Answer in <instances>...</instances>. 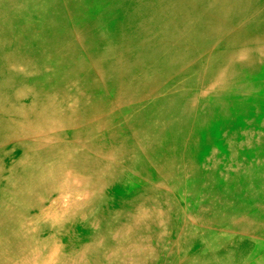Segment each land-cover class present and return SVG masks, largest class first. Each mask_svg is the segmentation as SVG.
Listing matches in <instances>:
<instances>
[{
	"label": "rangeland",
	"instance_id": "rangeland-1",
	"mask_svg": "<svg viewBox=\"0 0 264 264\" xmlns=\"http://www.w3.org/2000/svg\"><path fill=\"white\" fill-rule=\"evenodd\" d=\"M4 3L0 5V14L3 13L1 18L4 17L0 19V50L16 51L20 54L18 58L30 55L35 65H39L36 59L41 58L46 62L45 70L52 75L47 81L39 80L37 76L40 73L37 72L36 67L28 70L26 77L19 81L0 75V101L7 93L15 90L24 91L21 99L27 102V106H35L38 109L47 104L53 95L61 100L66 93L67 96L71 94L78 98L75 114L80 117H84L91 108L102 110L98 115L99 119L107 117L113 124V130L110 131L119 138L123 137L124 154L132 156L135 155L134 152H137L136 160H142L146 164H154L157 160L155 168L148 169L150 172L144 174L147 184L160 182L167 190V197L172 201V214H182L186 217L188 226L191 227L188 233L187 228H179L182 225L178 224L179 233H174L171 240L172 244L176 243L175 247L178 250L183 249L188 255H195L206 246L213 248V252L216 251L221 257L219 259L213 253L215 261L229 259L230 256L227 255L233 252L236 258L232 264H264L262 263L264 262V233L262 237L250 238L236 228V235L232 236L230 231L234 229L227 230L220 222H225L236 214H227L224 211L220 214L213 210L215 207L223 210L228 203H232L236 210L242 208L238 220L254 217L264 225V219L257 216L259 206L264 207L262 183L264 174H260V171H264V55L261 56L260 52V49L264 47V33L260 30L264 26V0H256L252 7H244L241 12L244 15L242 14L243 16L239 19L234 18L236 21L231 20L230 27L225 25L227 22L218 27L212 41L207 43V38L196 40L194 44H191L192 47L181 49L182 53H177L178 60L164 65L160 63L159 54L138 57L139 51L136 46L143 44L142 39L149 40L154 46L156 40L161 38V30L174 22L180 30L177 37L182 38L180 39L182 41L186 40L183 34L186 28L180 24L183 20H179L178 14L173 20L166 16L164 18L160 16V19H157L155 14L152 15L153 6H146L145 0H6ZM170 3V0H166L164 5L169 6ZM223 3L226 6V0ZM21 4L22 8L26 5L30 13L17 17L10 8L19 9ZM141 4L145 6L140 8V11L129 13L127 10V7ZM180 11L182 9L177 10V12ZM148 15H152L151 18ZM252 23H257L252 25L255 28L244 30L245 32L241 33L242 36L234 38L231 41L232 44L224 47L225 43L229 42L225 40L229 35L237 34L243 26ZM135 27L139 28L134 32L140 33L138 40L133 43V49L125 43H118L119 39L125 42L126 33ZM258 46H260L259 50ZM237 48L244 51L250 60L242 66L240 64L231 71L227 70L223 73V80L221 79L219 84L222 86L218 87L225 90L221 97L226 95V98H229L228 114L210 119L208 113L205 114L208 111L207 100L198 97L196 98L198 108L190 115L189 123L191 124L192 120L201 114L198 113L200 108H206V112L204 111L201 115L202 119H208L201 128L193 132L195 126L193 123L187 127L180 125L164 130L165 122L162 123L156 111L160 107L167 113L180 110L181 105L185 106L183 101L187 102V99H191L198 90L193 81L201 83L202 80L214 74L216 71L209 70L211 67L224 68L228 63L223 62L229 56L226 58L224 56L225 52H228L226 49H230L229 53L234 55L233 52ZM53 49L62 53L59 57L57 53L58 60L64 63L62 67L57 65L59 61L48 56ZM211 53L216 57L214 58ZM41 54L44 56L41 57ZM201 61L204 63L197 68V64ZM170 70H175V74ZM193 72L197 75L188 80L185 79V82L179 85L182 75L184 77ZM171 89H174V92H171ZM166 90L168 93H165ZM177 94L184 97L178 100L170 97ZM206 96L209 97L210 94ZM86 102L89 104L86 105ZM153 103L155 108L151 109ZM70 104H73V101L70 100ZM218 108V106L212 107L210 111L218 110ZM71 114L69 112L64 118L69 119L72 117ZM84 123V121L78 122L72 129L81 130L86 126ZM146 130L151 136H143ZM177 133L184 134V137L176 140ZM70 135L67 132L63 138H72ZM151 140L156 142L150 143ZM83 151L86 152L87 160L91 162L106 158L99 150L98 152L94 149L89 152L85 149ZM18 154L19 151L14 149L2 162L9 165L11 161L19 159ZM128 157L126 156L122 161L125 167L129 164ZM156 167L163 168L157 175H155L158 169ZM138 179V177H128L112 189V183L109 182L102 195L111 199L132 196ZM252 182L256 184L257 189L254 190L259 193L251 196L249 190ZM201 201L202 204H200ZM190 204L195 206L192 208ZM227 209L230 211V208ZM212 211V219L215 221L210 222L212 224L210 229L215 228L216 232L220 233L218 244H210L213 243V237L203 238L201 235L203 232H201L199 221L200 215L207 216ZM67 229L68 232L79 231L74 225L68 226ZM167 229L171 232L174 225L169 224ZM53 234V231L44 232L40 235L42 237L40 239L49 235L53 242L57 240L58 246L66 242ZM182 237L184 238L180 241ZM223 262L229 264V262Z\"/></svg>",
	"mask_w": 264,
	"mask_h": 264
},
{
	"label": "bare ground",
	"instance_id": "bare-ground-1",
	"mask_svg": "<svg viewBox=\"0 0 264 264\" xmlns=\"http://www.w3.org/2000/svg\"><path fill=\"white\" fill-rule=\"evenodd\" d=\"M5 1L0 0V5ZM170 1V5L166 6L164 5L166 0H145V5L153 6L152 15L155 14L157 19H160V16L162 18L166 16L173 20L178 14L179 20H183L180 24L186 28L183 31L186 40L183 39L182 41L180 40L182 38L177 37L180 30L174 22L161 30V38L156 40L154 46L149 40L143 41L142 39L143 44L136 46L139 51L138 57L148 56L147 54L151 56L159 54L161 64H170L173 60H178L179 54L177 53L183 51L181 49L192 47L191 44H194V41H200L202 38H207V43L212 41L218 27L220 28L226 22L225 25L228 27L232 21L241 18L244 15L241 13L243 8L251 6L256 0H226V6L223 3L224 0ZM145 5L130 6L127 7V10L129 13L140 11V8ZM218 8L221 9L218 11ZM181 9L182 11L177 12ZM254 9L256 11V8ZM10 10L17 17L30 13L26 5L22 8V4L19 5V9L11 7ZM2 14H0V19L4 18H1ZM151 16L149 17L151 18ZM253 24L257 23L243 26L237 34L229 35L228 39H225L229 42H226L224 47L232 44L231 41L240 37L244 30L255 28L252 26ZM138 28L135 27V29L128 31L125 36L127 39H124L125 42L119 39L118 43H125L130 49H133V43L138 40L140 33L134 31ZM260 30L264 33V26ZM166 40L171 42L167 43ZM6 46L8 47V45ZM259 49L260 46H258ZM226 51L228 52H225V58L229 56L223 63L228 64H225L226 66L221 69L211 67L209 70L216 72L202 80L201 83L194 80L198 90L191 99H187L188 103L183 101L185 106L181 105L180 110H176L175 113H167L161 107L156 111L162 123L165 122L164 130L180 125L187 127L193 123L195 124L193 132L201 128L208 119H202L206 108H200L198 113L202 115H197L192 120L193 122L189 123L190 115L195 113L198 108L196 104L198 97L207 100L208 111H205V114L208 113L210 119L228 114L230 101L226 95L221 97L225 90L220 89L222 85L219 86L221 79L223 80V73L227 70L231 71L240 64L242 66L250 59L240 48L234 50V55L229 53L230 49H226ZM51 52L48 56L59 61L57 53L58 57L62 53H59L57 49H53ZM260 52L263 56L264 47L260 49ZM64 54L67 55L66 52ZM19 55L10 49L0 50V75L19 81L26 77V73H29L28 70L36 67L37 72L40 73L37 79L47 81L51 77V72L45 70L46 62L41 58L36 59L39 65H35L32 56L27 55L21 59L18 58ZM43 56L44 54H41V57ZM20 61L21 63H19ZM202 63L204 62L201 61L200 64H197V68ZM63 64L59 61L57 65L62 67ZM196 75L195 72L193 74L188 73L184 77L182 75L179 85L185 82V79L188 80ZM228 80L230 79L228 78ZM101 88L103 87L101 86ZM26 91L29 90L26 89ZM109 91L111 92V90ZM171 92H174V89H171ZM24 93V91L15 90L7 93L5 98L0 101V264H225L223 261L232 264L235 262L236 257H234L233 252L227 255L230 256L229 259L215 261L213 253L219 259L221 257L216 251L213 252V248L205 246L200 250V253L188 255L183 249L178 250L175 247L176 241L175 244H172V235L179 233L177 231L178 224L182 225L179 228H187L188 233L191 227L188 226L187 219L182 214H172V201L167 197V190L160 182L147 184L144 174H147L148 169L155 168L157 160L154 164H146L145 162L144 164L142 160H136L137 152H134L135 155L132 156L124 154L123 137L119 138L111 132L113 124L109 122L107 117L104 116V118L99 119L98 115L102 110L91 108L84 117H80L75 114L78 98L71 94L67 96L66 93L61 97V100L53 95L47 104L36 109L35 106H27V102L21 99ZM178 94L170 97H174L175 100L184 97L178 96ZM206 94H210V96L207 97ZM70 100L73 101V104H70ZM88 104L86 102V105ZM217 106L219 107L218 110L210 111L212 107ZM154 108L155 103L152 104L151 109ZM69 112L72 113V117L65 119L64 116ZM97 116L98 118H96ZM81 121L86 123H84L85 127L81 130L72 129ZM67 132L71 134L72 138H63ZM97 134H100L99 137H95ZM184 134L177 133L176 140L182 139ZM143 136L151 135L146 130ZM154 140H151L150 143ZM13 148L19 151V159L5 165L2 161L12 153ZM84 149L87 152L92 149L97 150V152L99 150L101 155L106 158L105 160L101 158L95 162L88 161ZM81 153L83 155H80ZM126 156H129L128 159H130L127 167L123 166L125 163L122 162ZM156 168L158 169L155 175L163 169L162 167ZM260 174H264V171H260ZM142 176L143 178L140 179ZM128 177L139 178L136 180V186L133 189L134 195L120 196L117 199L105 198L102 195L109 182L112 183V189L119 186ZM262 183L264 185V179H262ZM254 189H257L256 184L252 182L249 190L251 196L259 193ZM233 197L235 198V194ZM248 201L250 202V200ZM190 206L193 208L195 205L190 204ZM259 207L257 216L264 219V207ZM227 208H230V211ZM213 210L220 214L222 211L227 214H236L233 218L220 222L227 230L234 229V231H230L232 236L236 235L237 228L250 238L262 237L264 225L259 223L257 218L237 219L242 208L236 210L232 203H228L223 210L217 209V207ZM212 216L213 211L207 216L200 215L199 221L201 232H203L201 235L203 238L213 237V243L210 244H218V238L220 239L221 235L218 231L216 232L215 228L210 229L212 225L210 222L215 221ZM171 223L174 225V229L169 232L167 227ZM73 225L78 227L79 231L68 232V226ZM50 231L54 232L55 237H60L66 242L58 246L57 240L53 242L49 235L40 239L42 233ZM190 233L192 234V232ZM183 238H180V241Z\"/></svg>",
	"mask_w": 264,
	"mask_h": 264
}]
</instances>
